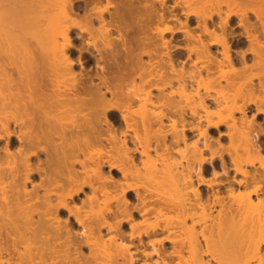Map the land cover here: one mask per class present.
<instances>
[{
	"label": "bare ground",
	"instance_id": "bare-ground-1",
	"mask_svg": "<svg viewBox=\"0 0 264 264\" xmlns=\"http://www.w3.org/2000/svg\"><path fill=\"white\" fill-rule=\"evenodd\" d=\"M2 140L0 264H264V0H0Z\"/></svg>",
	"mask_w": 264,
	"mask_h": 264
},
{
	"label": "rangeland",
	"instance_id": "rangeland-1",
	"mask_svg": "<svg viewBox=\"0 0 264 264\" xmlns=\"http://www.w3.org/2000/svg\"><path fill=\"white\" fill-rule=\"evenodd\" d=\"M75 70H76V72L78 73V72H80L81 71V68L79 67V66H76V68H75ZM217 134H214V136H213V139H216L217 138ZM224 141V142H223ZM222 144L225 146H227L228 145V142H227V140L225 141V140H222ZM4 144H5V141L4 140H2L1 142H0V148L2 147V146H4ZM103 171H104V173L107 175L108 174V176H110V177H117V176H119L117 173H116V171H113L112 169H109L107 166H104V169H103ZM238 177H240V175H237ZM199 186V185H198ZM200 188H201V190H205V189H207L205 186H203L202 184H200V186H199ZM209 189V188H208ZM83 197V196H82ZM164 244L165 245H163L164 246V248L166 247V249H169L170 247H171V245H170V243H166V242H164ZM173 264H175V262L173 263Z\"/></svg>",
	"mask_w": 264,
	"mask_h": 264
}]
</instances>
